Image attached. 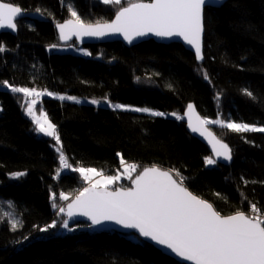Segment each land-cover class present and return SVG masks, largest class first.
<instances>
[{
    "label": "trees",
    "instance_id": "1",
    "mask_svg": "<svg viewBox=\"0 0 264 264\" xmlns=\"http://www.w3.org/2000/svg\"><path fill=\"white\" fill-rule=\"evenodd\" d=\"M149 1L10 0L40 18L18 21L16 36L0 34L5 49L0 84L106 97L168 113L157 117L54 97L41 104L73 168L116 174L123 170L122 157L138 165L133 178L153 165L178 171L184 186L223 215H247L252 204L264 214V132L208 124L234 158L229 167L208 165L213 156L188 133L184 116L193 103L204 119L264 126V0H229L207 8L201 60L181 44L154 40L131 48L121 42L92 45V56L59 51L78 45L63 44L56 31L57 24L74 18L70 7L85 23L95 24L110 22L129 3ZM24 105L22 93L0 88V264H183L133 234L86 230L88 225L70 221L74 230L63 228L68 218L58 207L67 208L87 183L71 168L61 172L53 139L38 133ZM18 172L25 174L14 177ZM117 186L130 187L131 181L124 178ZM62 192L67 201L59 199ZM14 220L19 222L15 230ZM53 221L55 228L39 230Z\"/></svg>",
    "mask_w": 264,
    "mask_h": 264
},
{
    "label": "snow or ice",
    "instance_id": "2",
    "mask_svg": "<svg viewBox=\"0 0 264 264\" xmlns=\"http://www.w3.org/2000/svg\"><path fill=\"white\" fill-rule=\"evenodd\" d=\"M105 4H121V0H103ZM208 0H150V2L129 3L121 7L112 22L97 21L85 23L76 11L71 10L74 17L65 23L57 24L60 39L67 40L70 35L105 36L120 34L131 43L137 37L154 35L160 38L180 37L195 49L196 58L203 59L201 37L203 33L204 7ZM39 11V9H37ZM22 15V8L14 3L0 0V29L16 30V20ZM55 47V45H53ZM5 51L0 46V52ZM87 54V53H85ZM205 79H208L205 73ZM5 84L7 82H4ZM3 86V85H0ZM14 93H22L25 98L35 97L27 102L26 112L32 118L39 132L52 137L57 145L61 144L56 126L51 123L45 112L41 110L37 116L35 105L37 99L50 92L37 91L35 88L11 87ZM251 95V93H247ZM59 99L75 100V97L60 96ZM96 104L98 101L93 100ZM114 108L123 109L124 105L115 104ZM135 112L149 113L152 116H164L165 113L153 111L147 107L132 108ZM193 106L188 105V126L193 132L205 136L212 144L216 157L231 160V150L226 143L217 139L206 127L208 124H220L235 132H264V127H251L248 124L234 122L224 123L196 117L193 123ZM175 115V114H173ZM177 119L182 117L177 116ZM59 163L62 169L71 168L79 172L88 187L76 195L67 208L58 207L57 197L52 196L53 208L67 216L62 227L73 231L69 221L75 216L86 217L91 225H102L111 222L124 229H135L140 237L154 242L170 250L177 257L191 264H264V215L255 204L250 210L254 216L237 211L233 215H221L213 205L194 195L184 186V178L175 170H163L155 165L145 167L134 178L138 165L126 163L121 157L123 172L105 175L95 168H73L62 149ZM119 155V154H118ZM206 163L213 165L216 160L207 158ZM175 177L174 178V175ZM25 173H14V177ZM59 175V172L57 173ZM99 177V179H95ZM131 181L130 187L112 186L121 178ZM178 178V179H177ZM59 199L67 201L69 196L63 192ZM19 225L13 221L15 230ZM56 221L40 228L47 232L55 228Z\"/></svg>",
    "mask_w": 264,
    "mask_h": 264
},
{
    "label": "water",
    "instance_id": "3",
    "mask_svg": "<svg viewBox=\"0 0 264 264\" xmlns=\"http://www.w3.org/2000/svg\"><path fill=\"white\" fill-rule=\"evenodd\" d=\"M228 1L229 0H208V3H206V5L204 7V12H205V10L207 8H220L225 3H227ZM145 3H147V2H145ZM34 18H40V17L38 15H35V14H32V13H27V12H25L22 9V15L17 18L16 24H17L18 21H21V20H24V19H34ZM72 19H74V18H71V19H68V20H72ZM114 19H115V17L113 18V20ZM68 20H66L64 22H61L59 24L65 23ZM113 20H111L110 22H112ZM203 29L204 30H203L202 37H201L202 55H203V41H204V34H205L204 19H203ZM56 31H57V35H58V37L60 39V33H59V29L57 28V25H56ZM1 33H10V34L16 36L17 33H18V25H17L15 31H13L11 29H8V28H2V29H0V34ZM150 40H154L155 42H157L159 44H162V45H170V44H174V43L181 44L187 51H189L190 53H192V54H194L196 56L195 49L191 45H188L180 37L160 38V37H156L154 35H148V36H144V37H137L131 43H129L127 40H125L124 37L122 35L118 34V33L117 34H109V35H105V36H77V35H70V38L67 39V40L60 39V41L63 44H70L72 42H76L78 45L84 46V47H89V46H92V45H104V44L113 43V42H121V43H123L125 46H127L129 48L134 47V46H138V45H140V44H142L144 42L150 41ZM190 104L193 106V109H194V113H193V123H197V121H196V117L197 116L200 117L201 119H204V117L197 110L196 106L193 103H190ZM187 112H188V107H187V109L184 112V116H185V121H186V126H187L188 133L192 137H194L197 140H199L201 143H203L208 148L210 154L213 156V159L216 160L217 164H219L221 166H224V167H229L230 165H232L234 158H233V153H232V150H231L230 146L226 142L222 141L217 136V134L211 129V127H209L208 125H205L204 127H206L208 129V131H210L221 142L226 143L229 146L230 150H231V156H232V159L231 160H224L223 157H216L215 154H214V152H213L212 144L209 143V140L205 136H201L198 132H193L191 130V128L188 126V115H187ZM161 169L167 170V169H164V168H161ZM173 175H174V173H173ZM174 178H176L175 175H174ZM189 191H191V190L189 189ZM193 194L196 195L195 193H193ZM198 197L201 198V199H204V198H202L200 196H198ZM204 200H206V199H204ZM206 201L209 202V203H211L208 200H206ZM213 207H214V205H213ZM221 215H223V214H221ZM225 216H227V215H225ZM70 224H86V225H91V221H89L86 217H83V216H75V217H73L70 220ZM91 226H93V225H91ZM94 227H96L98 230H106V229L108 230V229H111V230H114L116 232L123 233V234H126V235L133 234V235L137 236L140 240H142V241H144V242L152 245L157 250L161 251L165 256H167V257H169L171 259H174L176 261H179V262H181L183 264H191V262L184 261L182 258L177 257L175 254H173L167 248H165L163 246L156 245L154 242L149 241V240H147V239H145L143 237H140L139 236V233L136 232L135 229H124L121 226L115 225V224H113L111 222H106V223H104L102 225H96Z\"/></svg>",
    "mask_w": 264,
    "mask_h": 264
},
{
    "label": "rangeland",
    "instance_id": "4",
    "mask_svg": "<svg viewBox=\"0 0 264 264\" xmlns=\"http://www.w3.org/2000/svg\"><path fill=\"white\" fill-rule=\"evenodd\" d=\"M100 1H102L103 2V0H100ZM74 10L75 11V9L73 8V7H70L69 8V10ZM71 12V11H70ZM59 51L60 52H73V53H75V54H78V55H82V56H92L93 54H92V52H91V50L88 48V47H84V46H79V45H68L67 47H64V48H61V49H59ZM85 53H87V54H85ZM0 85H3V86H0V88H3V89H7V90H10L11 91V87H15V86H13V85H11L10 83H4V84H0ZM29 88V87H28ZM36 89V88H35ZM37 91H44V90H40V89H36ZM46 92H48V91H46ZM60 96H64V97H75L76 99L75 100H71V99H63V100H61V99H59V97ZM45 97H54V98H57V99H59V100H61V101H69V102H73V103H76V104H90V105H94V106H97V107H109V108H111V109H117V108H114L113 107V105H115V104H121V105H124L125 106V108H123V109H117V110H128V111H132L131 109L132 108H144V107H139V106H134V105H130V104H123V103H118V102H114V101H112V100H110L109 98H106V97H84V96H76V95H70V94H52V95H44V96H41V97H39L38 99H37V104L35 105V112H36V115L37 116H39L40 115V112H41V110L43 111V112H45L44 110H43V108L41 107V104L43 103V99L45 98ZM35 97H28V98H25V105H24V113H25V115L29 118V119H31L32 120V118L27 114V112H26V108H27V103H26V101L27 102H30L32 99H34ZM93 100H96V101H98V103H96V104H93V103H91V101H93ZM147 108H149V107H147ZM149 109H151V108H149ZM153 111H156V110H154V109H152ZM135 112V111H134ZM140 113H144V112H140ZM163 113V112H162ZM149 114V113H148ZM166 114H168V113H165V116H166ZM33 121V120H32ZM50 121V120H49ZM51 122V121H50ZM52 123V122H51ZM237 124H248V123H237ZM249 126H251V127H264V126H261V125H256V124H248ZM56 130H57V128H56ZM38 131V130H37ZM38 133L39 134H41V135H44L43 133H41V132H39L38 131ZM57 133L59 134V132H58V130H57ZM46 136V135H45ZM59 136H60V134H59ZM47 137H49V138H52V137H50V136H47ZM53 139V138H52ZM60 140H61V137H60ZM61 145H62V140H61V144L60 145H57L56 144V142H55V140L53 139V146L56 148V149H58V148H60L61 147ZM119 172H123V170L122 171H119ZM106 175V174H105ZM107 175H115V174H107ZM95 179H99V177H96ZM122 179H124L123 177L120 179V181H118V182H121L122 181ZM114 186V185H113ZM112 186V187H113Z\"/></svg>",
    "mask_w": 264,
    "mask_h": 264
},
{
    "label": "built area",
    "instance_id": "5",
    "mask_svg": "<svg viewBox=\"0 0 264 264\" xmlns=\"http://www.w3.org/2000/svg\"><path fill=\"white\" fill-rule=\"evenodd\" d=\"M60 168H61V166H60ZM69 170H70L69 168H67V169H62V168H61V172L64 173V174L69 173ZM86 187H88V184H87L84 188H86ZM84 188H83V189H84ZM83 189H82V190H83ZM82 190H81V191H82ZM260 213H261L262 215H264L261 211H260ZM247 215H249V216H254V215H256V213H253V212L249 209ZM84 229H86V230H92V231H93V230H94V226L88 225V226L85 227Z\"/></svg>",
    "mask_w": 264,
    "mask_h": 264
}]
</instances>
